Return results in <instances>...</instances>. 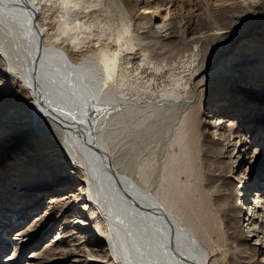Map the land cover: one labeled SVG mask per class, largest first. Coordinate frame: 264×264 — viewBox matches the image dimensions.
<instances>
[{
  "label": "bare ground",
  "instance_id": "bare-ground-1",
  "mask_svg": "<svg viewBox=\"0 0 264 264\" xmlns=\"http://www.w3.org/2000/svg\"><path fill=\"white\" fill-rule=\"evenodd\" d=\"M127 1L134 3L143 15V26L161 42L175 38L172 19L183 0H172L174 10H166L165 15L159 7H152L156 0ZM200 1L211 5V0ZM100 4L127 15L128 7L123 0H0V72L9 81L17 82L30 100L23 114L14 108L4 109L0 123L12 128L11 121L22 120V125H28L31 119L34 123L29 134L46 140V146L54 149L48 154L50 162H60L55 171V185L59 181L60 184L80 182L78 187L72 185L74 188L60 195L59 200L62 207L75 199L82 203L76 210V232L84 231L88 237L98 232L96 241L80 244L85 250V264H208L211 229L188 223L179 213H174L166 202L167 191L159 187L158 180L151 179L150 152L141 151L150 146L151 140L141 139L153 133V121L158 120L157 125L162 126L169 111L177 116L178 112L189 110L194 98L180 100L176 92L159 101L126 97L119 80L123 69L120 61L125 62V58L113 50L117 40L95 32ZM262 5L263 0H244L243 14L254 13ZM211 24L214 43H222L228 32ZM178 29L184 38L192 35L185 23ZM232 44L231 41L220 48L218 55L228 53ZM195 62L190 63L187 72L194 68ZM200 76L197 70L189 79L190 84L194 82V102L201 85L196 83ZM252 92L246 94L256 100L264 98V92L261 95ZM9 112V117L4 118ZM156 113L160 116L154 119ZM225 122L213 120L208 128L212 139L224 142L225 151H230L226 158L232 166L223 183L227 197L233 199L236 193L238 203H243L232 229L239 238L252 241L249 251L264 252V172L256 180V168L243 173V167L253 158L251 143L240 133L227 135ZM111 123L120 125L119 134L112 135ZM252 190L256 192L250 203ZM45 199L40 195L37 200L41 203ZM48 204L51 206L48 211L58 206L53 201ZM35 208H32L34 213ZM84 213H88V220ZM242 223L249 226L244 233L240 230ZM31 234V228L15 232L18 240L14 254L4 264H21L19 253L29 249L30 242L36 239ZM102 241L104 245L99 251L92 247ZM5 248L0 239V256ZM38 255L33 254L31 260Z\"/></svg>",
  "mask_w": 264,
  "mask_h": 264
},
{
  "label": "rangeland",
  "instance_id": "rangeland-1",
  "mask_svg": "<svg viewBox=\"0 0 264 264\" xmlns=\"http://www.w3.org/2000/svg\"><path fill=\"white\" fill-rule=\"evenodd\" d=\"M123 1L128 7L126 16L115 8L109 9L107 4H100L95 19V32L115 38L113 50L125 58V62L120 61L122 92L126 97L143 101H159L171 97L173 92L180 100L194 98L189 110L176 111L177 116L169 111L167 122L162 126L157 125L158 120L153 121V133L141 139L151 140L149 148L141 151L150 152L152 157V181L158 180L159 187L167 191L166 202L174 213H179L188 223L211 229L208 264H264V252L249 251L252 241L239 238L233 232V221L243 203H238L236 193L233 199L227 197L223 183L232 166L226 158L230 151H225L224 142L212 139L208 128L211 121L223 119L227 135L240 133L250 141L253 158L243 167V173L256 168L254 177L258 179L264 172V98L256 100L246 92L257 95L264 92V0L260 9L246 14H243L244 0H217L215 4L211 0L210 6L200 0H183L172 19L175 38L165 43L143 26V15L134 3ZM171 3L172 0H156L151 5L159 7L165 15L166 10H174ZM183 23L190 26V37L184 38L178 29ZM211 23L228 32L220 44L212 39ZM231 41L230 51L218 55L219 49ZM193 61H196L194 68L187 72ZM197 70L201 76L196 83L202 86L194 102V82L190 84L189 79ZM8 79L0 72V113L14 108L23 114L30 103L28 94L21 92L17 82ZM158 116L156 113L152 117ZM22 122L11 121L12 128L0 123V158L3 157L0 160V239L6 247L0 264L14 254L18 240L15 232L27 228H31V238L36 239L30 242L29 249L19 253L21 264L30 261L31 264H85L86 254L80 244L96 241L98 232L91 237L84 231L76 232V210L82 203L75 199L62 207L59 200L60 195L80 182L60 184L59 181L55 185V171L60 162H50L48 156L54 149L46 146V140L40 135L29 134L34 123L31 119L28 125ZM112 124L113 135L118 133L120 125ZM55 190L58 192L54 194ZM252 191L250 203L256 192ZM40 195L45 196L46 202H38ZM52 201L58 206L48 211L51 208L48 202ZM34 207H37L35 213ZM84 214L88 220V213ZM248 228L242 223L240 230L244 233ZM103 245L102 241L92 247L99 251ZM36 253L39 255L31 260Z\"/></svg>",
  "mask_w": 264,
  "mask_h": 264
}]
</instances>
